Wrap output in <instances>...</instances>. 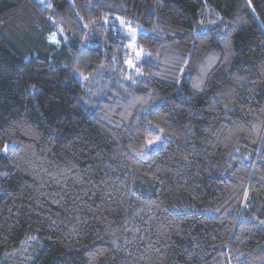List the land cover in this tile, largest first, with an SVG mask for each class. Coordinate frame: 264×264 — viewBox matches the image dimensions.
Returning <instances> with one entry per match:
<instances>
[{
	"label": "trees",
	"instance_id": "16d2710c",
	"mask_svg": "<svg viewBox=\"0 0 264 264\" xmlns=\"http://www.w3.org/2000/svg\"><path fill=\"white\" fill-rule=\"evenodd\" d=\"M0 264H264V0H0Z\"/></svg>",
	"mask_w": 264,
	"mask_h": 264
},
{
	"label": "rangeland",
	"instance_id": "374dc122",
	"mask_svg": "<svg viewBox=\"0 0 264 264\" xmlns=\"http://www.w3.org/2000/svg\"><path fill=\"white\" fill-rule=\"evenodd\" d=\"M118 20L124 22V18L123 17H118ZM123 24V23H122ZM121 24V25H122ZM126 26V30H127V34L129 35L130 39L127 42V47H128V52L126 53V57H125V63L128 65V67L134 66V64L140 60L143 56V52L141 50V48L139 47L137 41H136V37L138 35V33L140 32H146L147 30L142 27V26H138L136 27L133 31L128 27L129 25H125ZM129 28V29H128ZM52 41L54 42H59L58 39V34H54L51 38ZM81 80H83V78L80 77ZM161 143V140H155L151 143H149L148 145V149L149 150H153L156 147H158Z\"/></svg>",
	"mask_w": 264,
	"mask_h": 264
},
{
	"label": "snow or ice",
	"instance_id": "6c2138e0",
	"mask_svg": "<svg viewBox=\"0 0 264 264\" xmlns=\"http://www.w3.org/2000/svg\"><path fill=\"white\" fill-rule=\"evenodd\" d=\"M149 143H151V141H149Z\"/></svg>",
	"mask_w": 264,
	"mask_h": 264
}]
</instances>
